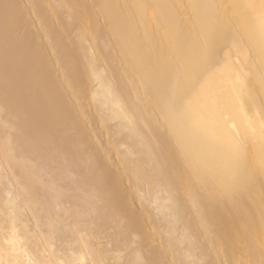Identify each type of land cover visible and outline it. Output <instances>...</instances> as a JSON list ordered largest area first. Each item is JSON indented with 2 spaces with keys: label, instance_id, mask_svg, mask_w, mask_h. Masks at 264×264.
<instances>
[{
  "label": "bare ground",
  "instance_id": "obj_1",
  "mask_svg": "<svg viewBox=\"0 0 264 264\" xmlns=\"http://www.w3.org/2000/svg\"><path fill=\"white\" fill-rule=\"evenodd\" d=\"M0 168L33 264H264V0H0Z\"/></svg>",
  "mask_w": 264,
  "mask_h": 264
},
{
  "label": "rangeland",
  "instance_id": "obj_2",
  "mask_svg": "<svg viewBox=\"0 0 264 264\" xmlns=\"http://www.w3.org/2000/svg\"><path fill=\"white\" fill-rule=\"evenodd\" d=\"M0 179H2L3 181H4V186L6 187H0V198L2 199V200H0V224H1V226L2 227H4V229L3 230H0V238H1V240H3L2 242H4V243H8L9 244V248H10V250L13 252H17V253H19L20 254V256L19 255H17V259L18 260H20V261H22V262H26V263H34V262H32V261H30L31 260V257L28 255V251L27 250H25L24 249V247L26 246V240H25V238L26 237H28V238H34L35 236V238H37L38 240H39V235L37 234V231L34 229V226H35V222H33L30 218H28L29 216H27V207L25 206V205H22L21 204V202H20V198H21V196L22 195H20L19 194V196H18V194L17 193H15L17 190H15L16 189V187L13 185V183L10 181L11 179L6 175L7 174V172H6V170L3 168V169H1L0 168ZM4 174V175H3ZM3 177V178H2ZM7 178V179H6ZM8 181V182H7ZM5 189H6V191H5ZM12 190V191H11ZM8 192V193H7ZM11 192V193H10ZM18 192V191H17ZM5 194H6V196H5ZM9 194V195H8ZM15 194H17V195H15ZM20 197V198H19ZM5 198V199H4ZM19 200V201H18ZM2 201V202H1ZM17 202H19V203H17ZM15 204V206H13V205ZM19 204V205H18ZM18 205V206H17ZM20 206V207H19ZM23 206V207H22ZM64 206H67L68 207V204L66 205V204H64V205H60V206H58V207H56V208H54V212L55 211H57V212H55V214H56V216H57V214H58V217L59 216H61V215H59V213L61 214V211L63 212V210H66V209H64ZM153 206V211L154 210H156V207H154L155 206V204H153L152 205ZM15 207V208H14ZM19 207V208H18ZM67 207H65V208H67ZM5 208V209H4ZM155 208V209H154ZM3 209L4 210H6V211H3ZM59 209V210H58ZM62 209V210H61ZM151 209V210H152ZM16 210H17V212H16ZM9 212V213H6V212ZM4 212V213H3ZM2 213V214H1ZM17 213V214H16ZM11 214H14V215H11ZM55 216V220H56V218L58 219V217H56ZM158 216H160L161 217V214H159ZM18 218V219H17ZM6 220V221H5ZM14 220V221H13ZM11 222V224H9V223ZM15 225H14V224ZM34 223V224H33ZM3 224V225H2ZM13 224V225H12ZM7 225V226H6ZM13 226H14V229L15 230H13V231H15V232H13L12 231V229H13ZM15 226H16V228H15ZM65 226H66V224H65ZM62 227V228H59V230L58 231H56L55 233H53L52 235L54 236V234H55V236L53 237L52 236V241H53V239L55 240V241H53L52 242V244H53V246H54V249L56 248V253L57 254H59L63 259H69V257H74L75 256V254H71V252H70V250L66 247V245L68 246L69 245V242L67 241H65L62 237L64 236V228H66V227ZM23 227H24V231H23ZM10 228H11V230H10ZM22 229V230H21ZM60 229H62V230H60ZM10 231H12V233H14V235L10 232ZM26 232V233H25ZM19 234V235H18ZM3 235V236H2ZM7 235H9V237H6ZM16 235V236H15ZM62 235V236H61ZM33 236V237H32ZM60 236V237H59ZM51 237H49V239H50ZM19 239V240H18ZM11 240V241H10ZM14 240V241H13ZM60 240V241H59ZM40 241V240H39ZM20 243L19 245H18V243ZM41 242V241H40ZM59 242V243H58ZM12 243H14V244H12ZM60 243H61V245H60ZM41 244V243H40ZM18 245V246H17ZM22 245V246H21ZM60 246V247H59ZM63 246V247H62ZM67 248V249H65V247ZM13 247V248H12ZM15 247V248H14ZM22 247V248H21ZM62 247V248H61ZM42 251V253H41V251ZM51 250H52V246H50V249H46V248H42V247H40V248H38V252H37V255H38V257H39V262L40 263H42V261H43V263L44 264H50L51 263V259H52V254H53V252H51ZM78 250V249H77ZM77 250H75V251H77ZM21 251V252H20ZM40 252V253H39ZM45 252V253H44ZM21 253H23L22 255H21ZM26 253V254H25ZM39 253V254H38ZM66 253V254H65ZM24 255V256H23ZM28 255V256H27ZM26 256V257H25ZM43 256V257H42ZM46 256V257H45ZM24 257L26 258L25 260H23L24 259ZM68 257V258H67ZM40 259H42V261H40ZM46 262H48V263H46ZM80 262H82V260H79L78 258L75 260V262H74V264H79Z\"/></svg>",
  "mask_w": 264,
  "mask_h": 264
}]
</instances>
